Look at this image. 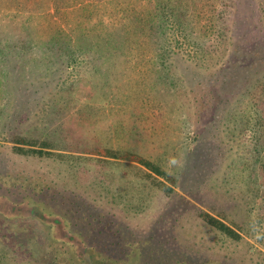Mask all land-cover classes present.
<instances>
[{"label": "rangeland", "instance_id": "374dc122", "mask_svg": "<svg viewBox=\"0 0 264 264\" xmlns=\"http://www.w3.org/2000/svg\"><path fill=\"white\" fill-rule=\"evenodd\" d=\"M152 2L0 0V252L11 264H48L56 249L69 264H264V208L248 177L261 165L249 152L251 115L241 129L242 115L253 112L245 91L264 84V0H202L222 17L200 37L193 26L205 12L190 4V44L181 46L170 25L159 33L171 46L161 56L171 64L162 80L134 18L150 17ZM19 25H53L73 49L54 50L49 62L38 48L49 35H27ZM115 25L126 43L94 65L90 48ZM202 40L212 49L193 48ZM77 42L84 58L73 56ZM230 52L237 61L226 66ZM59 123L65 139L159 162L177 185L165 195L134 162L97 161L84 151L60 159L12 151L13 135L36 137ZM80 206L83 220L72 219ZM200 210L236 220L242 238L221 235Z\"/></svg>", "mask_w": 264, "mask_h": 264}, {"label": "trees", "instance_id": "16d2710c", "mask_svg": "<svg viewBox=\"0 0 264 264\" xmlns=\"http://www.w3.org/2000/svg\"><path fill=\"white\" fill-rule=\"evenodd\" d=\"M153 1L154 2L152 3L154 4V6L152 7L153 10L151 11L152 14L150 17L145 19L142 16H139L138 13H136L134 15V18L138 20L140 24L143 25L142 31H146L147 33L145 35L146 44L149 43L150 47L156 51V73L160 75L158 77L162 80L166 77L162 76V73L166 74L169 71L168 66H171V64L167 63V61L165 60H162L161 56L166 50L171 49V46L168 40H166V38L164 37L165 34L159 35V33L164 32L166 26H172L174 30L180 32V35L183 36V42L185 44H180L181 46L184 45V47H186V45L190 44V39L192 38V36L188 33L189 22L187 19V17L189 16L188 10L190 4H193L195 7L198 6L199 8H201L200 12H205L204 20L206 21H198L193 26L194 30H196V33L199 34V37L200 35L205 36L206 32H208V35L213 27L215 29V27L217 26L215 22L218 21L222 17V15L221 13H215L216 11L208 13L207 10H204V8H202L204 5L199 4L200 2H202V0H189V4H187L185 1L183 2V0ZM216 1L221 2L222 0H215V4H217ZM211 7L213 11L214 6ZM24 28L26 31L22 28L21 25H19V27L16 29L21 32H25L24 34L27 35H30L32 33L49 35L48 38L44 39V41H40L38 44V48H40L41 50L44 49L43 52H46V54L43 53V58L49 62L50 59L55 56V53H53L54 50H61L65 49L66 47L73 49L70 44L71 40H63L60 37L61 31L59 29H56V27L53 25H50V28H46L41 31L26 28L25 26ZM0 34H5V31H1ZM126 34L127 32L123 30L121 26L115 25L114 28L108 29L107 33L104 35L105 37H103L102 43H97L94 48H90L93 52L98 53L95 54L97 56L93 55L94 59L91 60L93 61V64H98V60L101 58L102 54L104 55L103 51H119L122 45L126 43ZM209 38L210 40L215 39L213 36H209ZM193 39L196 38L193 37ZM194 47L197 50L206 49V51H208L209 49H212L213 43H209L208 41H206L205 43V40H202L200 41V43H195V46H193V48ZM4 48L5 45L3 48H0V50L3 51ZM75 48L77 49L78 53H73V56L75 57L76 54V57L84 58L85 56L82 53L84 49L80 46L79 42L76 43ZM228 56H230V59L232 60L230 62H227L225 64L226 66L237 61V56L234 53L230 52ZM242 63H244L243 65L248 66L251 62L250 60H246V63L245 61ZM45 65L47 64H38L39 67H43ZM243 65L241 66L243 67ZM244 94L246 96L248 95L250 101H252L250 107L248 108V111L252 110L253 112L246 113V115H242L243 122L241 120V129L242 131L245 130L244 127L247 125V119L249 115H251L253 117L252 136L255 140V146L253 145L254 147L250 148L249 152L250 156L252 157H259L261 155V165H259L257 169V174L255 175L253 173H248V177L250 180H252V184L255 183V191L253 193V196H255L257 206L260 205L261 201V205L264 208V84L256 83L252 85L251 89H247ZM57 129L59 130L58 134L56 133V131H54ZM61 129H66L64 123H59L58 127L55 128L53 131H46L45 126L44 129H41L39 136L36 137L19 134L13 135L10 140V142L12 143L11 149L17 155L36 156L39 158L56 157L58 159H60L61 157H65L67 155L66 152L84 151L91 155H95V159L97 161H101L102 159H116L134 162L135 165L139 166L137 167V169L141 171V178L145 181H149L151 186L161 190L165 195H170L173 192V187L177 185V178L175 174L172 171H169L166 167H163L162 164L156 162L155 160L144 157L133 151L120 150L110 146H99L98 144L85 146L82 143L79 144L77 142L71 141V139H65L66 135L62 134ZM54 134H57V136ZM251 187L249 190L250 192L253 191ZM36 192H38L36 194H38L39 196L44 191L38 189V191ZM79 212H81V206L79 210H75V212H73V216H71L72 219L76 218L78 220H83L84 215L82 213L80 214ZM198 216L204 221L205 224L215 229L221 235L229 238L230 240L237 241L242 238L241 233L243 232V227H241L236 220H226V216H224V214L214 215L205 210H200L198 212ZM64 251L66 252V250ZM62 254H64V252L59 249L53 251L51 253L52 261L48 262V264L72 263L71 261L62 259ZM0 264H11V261L7 259L6 253L0 252Z\"/></svg>", "mask_w": 264, "mask_h": 264}, {"label": "clouds", "instance_id": "9594fccd", "mask_svg": "<svg viewBox=\"0 0 264 264\" xmlns=\"http://www.w3.org/2000/svg\"><path fill=\"white\" fill-rule=\"evenodd\" d=\"M173 163H175V161H173Z\"/></svg>", "mask_w": 264, "mask_h": 264}]
</instances>
